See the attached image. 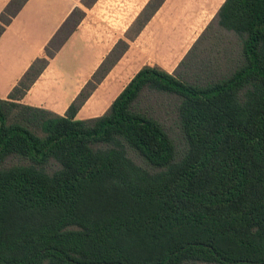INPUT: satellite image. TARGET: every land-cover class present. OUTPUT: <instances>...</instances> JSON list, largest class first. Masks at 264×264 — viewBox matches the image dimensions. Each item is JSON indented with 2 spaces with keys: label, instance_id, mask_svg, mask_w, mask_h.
I'll use <instances>...</instances> for the list:
<instances>
[{
  "label": "trees",
  "instance_id": "16d2710c",
  "mask_svg": "<svg viewBox=\"0 0 264 264\" xmlns=\"http://www.w3.org/2000/svg\"><path fill=\"white\" fill-rule=\"evenodd\" d=\"M26 1L9 0L0 35ZM164 1L145 3L64 115L19 100L79 6L0 98V264H264V0H224L172 72L145 64L103 114L76 118ZM153 106L171 109L180 150Z\"/></svg>",
  "mask_w": 264,
  "mask_h": 264
},
{
  "label": "crops",
  "instance_id": "0c3cea01",
  "mask_svg": "<svg viewBox=\"0 0 264 264\" xmlns=\"http://www.w3.org/2000/svg\"><path fill=\"white\" fill-rule=\"evenodd\" d=\"M79 1L27 0L23 4L0 35V98H6L31 63L37 57L44 55L46 44L71 10L78 6ZM8 2L9 0H0V12ZM86 16L87 14L62 47L49 59L42 73L19 100L21 103L64 115L71 101L86 81L90 79L114 44H110L104 51H99L102 49V42L94 45L93 48L88 46L91 39H89V27L83 25ZM78 48L83 50L79 54H77ZM124 55L79 108L76 118L85 119L103 114L131 79L115 90L116 83L114 80L120 75L116 72L119 71V63H121ZM145 64H157L168 72H172L177 66V62L172 64L159 60H146L141 67Z\"/></svg>",
  "mask_w": 264,
  "mask_h": 264
},
{
  "label": "rangeland",
  "instance_id": "374dc122",
  "mask_svg": "<svg viewBox=\"0 0 264 264\" xmlns=\"http://www.w3.org/2000/svg\"><path fill=\"white\" fill-rule=\"evenodd\" d=\"M147 1L97 0L90 8H86L79 1L78 6L84 12L86 11L85 15L87 14L83 25L89 27V39H91L88 46L93 48L94 45L102 42L103 46L99 51H104L110 44H115L118 39L123 38L129 24ZM221 1L165 0L147 23L143 33L140 32L133 41L129 42L128 52L119 63V71L116 72L120 75L114 80L116 83L115 90L125 84L146 60H159L172 64L177 62L178 64L202 32L203 27L211 19ZM82 51L81 48H78L77 54ZM146 103L152 105L154 102L148 99ZM153 110L156 111L158 119L169 130L177 149L180 150L182 148L180 140L182 139L174 125L172 115L167 113L171 109L166 106L158 110L157 106H153ZM129 155L137 164L150 168L134 153L129 151Z\"/></svg>",
  "mask_w": 264,
  "mask_h": 264
}]
</instances>
